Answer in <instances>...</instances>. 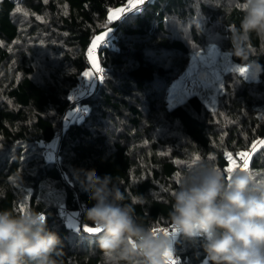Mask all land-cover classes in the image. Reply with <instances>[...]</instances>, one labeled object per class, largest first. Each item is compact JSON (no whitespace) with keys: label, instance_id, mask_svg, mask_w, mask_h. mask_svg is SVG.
I'll return each instance as SVG.
<instances>
[{"label":"trees","instance_id":"1","mask_svg":"<svg viewBox=\"0 0 264 264\" xmlns=\"http://www.w3.org/2000/svg\"><path fill=\"white\" fill-rule=\"evenodd\" d=\"M129 1L0 0V209L42 212L62 241L58 264H105L98 233L84 231L92 226L86 209L95 203L80 183L87 170L110 176L122 203L153 227L169 225L170 193L190 160L225 171L239 164L264 181V74L255 79L249 70L234 71L248 69L247 62L228 51L240 11L229 12L228 0H145L138 11L109 19ZM109 28L114 42L99 50L106 71L84 100L89 114L67 123L58 158L45 156L43 141L57 134L88 66V48ZM214 44L227 64L217 86L170 106L169 83L189 56ZM251 60L264 64V42L255 35ZM81 205L83 223L61 219V207ZM173 245L178 264H202L198 243L177 237Z\"/></svg>","mask_w":264,"mask_h":264},{"label":"clouds","instance_id":"2","mask_svg":"<svg viewBox=\"0 0 264 264\" xmlns=\"http://www.w3.org/2000/svg\"><path fill=\"white\" fill-rule=\"evenodd\" d=\"M233 9L242 15L231 27L228 51L258 79L264 64L249 61V45L253 35L264 42V0H228ZM80 183L95 201L85 215L100 229L97 246L105 264H165L177 237L199 244L202 264H264V181L247 171L226 174L215 164L190 160L170 193L171 233L140 222L110 176L87 170ZM61 244L42 212L0 209V264H58Z\"/></svg>","mask_w":264,"mask_h":264},{"label":"rangeland","instance_id":"3","mask_svg":"<svg viewBox=\"0 0 264 264\" xmlns=\"http://www.w3.org/2000/svg\"><path fill=\"white\" fill-rule=\"evenodd\" d=\"M139 1V0H137ZM140 6H133V12L138 11L143 3H140ZM126 10V5L120 6L116 9H112L109 13L110 20H118L122 19L125 16H128V12ZM125 12V13H124ZM181 33H183V28L179 27ZM108 31H113V28H109ZM108 31L103 32V34H98L94 37L92 45L89 47L90 59L94 62H97L98 57L94 56L96 53H93L94 47L97 49L98 45H100L101 40H97V37L106 36L109 37L114 32L108 33ZM112 42H114L112 40ZM112 47V46H111ZM220 48L217 44H214L207 52L201 53L200 55L192 54V56L188 57L185 68L169 83L166 96L168 104L174 107L177 104H180L184 101L185 96L194 94L196 92L207 89L208 87L217 86L219 78L225 73L227 70V64L223 62L222 58H220ZM98 52V51H97ZM248 74V73H246ZM220 84V83H219ZM217 88H211L210 93L207 95V99L212 104L213 97L216 95ZM75 114L73 111L69 109L64 112L60 117V124L57 128V132L61 131V123L64 124V128L67 123L71 120V117ZM60 134V133H59ZM239 165V164H238ZM237 164H233V171H237L240 168ZM72 216H76L75 213H72ZM78 222L75 224L77 225ZM174 251H171L167 257V262L170 263V259L173 257Z\"/></svg>","mask_w":264,"mask_h":264},{"label":"built area","instance_id":"4","mask_svg":"<svg viewBox=\"0 0 264 264\" xmlns=\"http://www.w3.org/2000/svg\"><path fill=\"white\" fill-rule=\"evenodd\" d=\"M125 5H126L125 11L128 12L127 14H130L133 12V9H134V8L132 9L133 6H137V7L140 6L139 1L137 0H130ZM111 32L113 31H108V33H111ZM102 38L103 39H101L100 45H98L97 49L94 47V49L92 50L93 53H96L94 56L98 57L97 62H94L90 59L89 50L91 48H89L87 52L88 66L84 70V72H82V74L80 75L78 79V82L73 86L71 90V103L66 108V110L70 108L71 111H73L74 109L75 114H73V116L71 117V120L82 119L89 114V104H86L85 101L95 94L98 88V85L104 79L106 69L104 65L102 64L101 59L99 57V50L102 46H105V45L108 47L112 46V41H111L112 34L109 37L102 36ZM66 110H65V113H66ZM63 130H64V124L61 123V131L57 132L54 139L52 141H47V140L43 141V146H44L43 153L45 156H49L52 158H56V157L58 158V145L60 143ZM251 152H252V149H249L248 152L243 156V162L246 163L248 161V158ZM84 209H85V205H81L76 211H71L67 207H61L60 217L64 222L68 223L70 221V218H74L76 223L78 222V224H81L84 222L82 218V212L84 211ZM72 213H75L76 216L75 217L72 216ZM89 227H95V226L92 225ZM154 228L157 229V231H161L165 228H168L169 233H171L170 225H164V226H159V227H154ZM171 251H174V245ZM172 261H175L176 264H178L179 259L178 257L173 255V257L170 259L171 264H172Z\"/></svg>","mask_w":264,"mask_h":264},{"label":"snow or ice","instance_id":"5","mask_svg":"<svg viewBox=\"0 0 264 264\" xmlns=\"http://www.w3.org/2000/svg\"><path fill=\"white\" fill-rule=\"evenodd\" d=\"M139 2H140V3H143L144 0H139ZM101 39H103V38H102V37H97V40H101ZM234 71L239 72L241 75H245V74L247 73L248 69L245 68V67H240V68H236V69H234ZM243 155H244V154L241 153V156H243ZM229 156H231V154H229ZM247 167H248V165H247V163H245V164L243 165V168H244V169H247ZM226 171H227L228 173H231V172L233 171V168H232V167H228V168L226 169ZM163 230H164V229H163ZM163 230H161V231H163ZM84 231H87V232H89V233H98V232H100V229H99L98 227H88V226H86V227L84 228ZM170 252H171V250H170L169 252H167V253L165 254V256H168V255L170 254ZM172 264H176V262H175V261H172Z\"/></svg>","mask_w":264,"mask_h":264},{"label":"crops","instance_id":"6","mask_svg":"<svg viewBox=\"0 0 264 264\" xmlns=\"http://www.w3.org/2000/svg\"><path fill=\"white\" fill-rule=\"evenodd\" d=\"M70 221H71V223L69 222V224H71V225H75V224H76L74 218H70ZM75 226H76V225H75Z\"/></svg>","mask_w":264,"mask_h":264}]
</instances>
